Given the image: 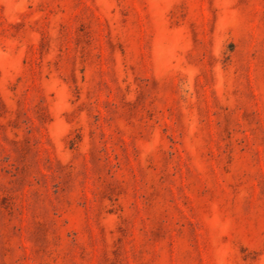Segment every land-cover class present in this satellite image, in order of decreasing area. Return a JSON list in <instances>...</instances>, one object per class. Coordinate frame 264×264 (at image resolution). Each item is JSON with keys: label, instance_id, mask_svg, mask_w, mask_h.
Here are the masks:
<instances>
[{"label": "rangeland", "instance_id": "obj_1", "mask_svg": "<svg viewBox=\"0 0 264 264\" xmlns=\"http://www.w3.org/2000/svg\"><path fill=\"white\" fill-rule=\"evenodd\" d=\"M0 264H264V0H0Z\"/></svg>", "mask_w": 264, "mask_h": 264}]
</instances>
